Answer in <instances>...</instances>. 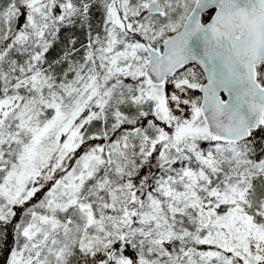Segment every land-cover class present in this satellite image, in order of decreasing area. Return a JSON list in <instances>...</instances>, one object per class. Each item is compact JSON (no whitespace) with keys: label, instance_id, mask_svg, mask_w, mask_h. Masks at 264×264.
<instances>
[{"label":"snow or ice","instance_id":"6c2138e0","mask_svg":"<svg viewBox=\"0 0 264 264\" xmlns=\"http://www.w3.org/2000/svg\"><path fill=\"white\" fill-rule=\"evenodd\" d=\"M0 264H264V0H0Z\"/></svg>","mask_w":264,"mask_h":264}]
</instances>
